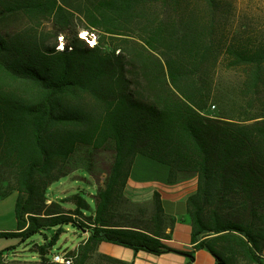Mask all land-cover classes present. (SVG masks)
<instances>
[{
	"label": "trees",
	"instance_id": "obj_1",
	"mask_svg": "<svg viewBox=\"0 0 264 264\" xmlns=\"http://www.w3.org/2000/svg\"><path fill=\"white\" fill-rule=\"evenodd\" d=\"M232 9L230 0H0V199L17 193V228L0 236L43 235L32 247L38 264L52 261L69 225L89 233L77 264L96 256L129 264L98 253L104 241L193 260L194 251L164 242L175 219L159 192L151 212L121 207L142 155L169 166L170 182L197 174L187 200L195 249L209 250L218 264H264V103H211L220 62L242 70L243 97L259 100L264 89V38L233 30ZM14 13L52 21L50 36L6 30ZM80 147L112 157L103 184L95 178L94 209L80 193L74 208L49 202V187L75 170ZM88 172L95 174L92 165Z\"/></svg>",
	"mask_w": 264,
	"mask_h": 264
},
{
	"label": "rangeland",
	"instance_id": "obj_2",
	"mask_svg": "<svg viewBox=\"0 0 264 264\" xmlns=\"http://www.w3.org/2000/svg\"><path fill=\"white\" fill-rule=\"evenodd\" d=\"M80 1V0H79ZM233 3V9L229 12L228 24L233 30L242 33L243 30L251 34L250 38L253 42L256 39L264 38V0H230ZM77 3V2H74ZM67 8L70 11L76 12L73 4H68ZM78 13V12H77ZM75 22L80 29V36H88V30L85 29V21L83 19H75ZM5 29L15 31L19 29H36L38 33L43 30L46 35L52 29V21L43 20L40 24L32 22L27 16L22 13L10 14L5 20ZM39 25V26H38ZM93 35V34H90ZM96 36H92V41ZM243 72L240 68H228L227 62H220L215 68L212 77V87L214 89V98L211 103H264V89L259 100H251L243 97L241 87L243 86ZM217 109L215 105H211L210 111ZM70 167L75 169L69 175L62 177L54 182L48 191V197L52 201L68 200V206L74 208L72 202L75 201V194L80 193L85 200L90 204L91 208L95 207L94 195L97 193V181L100 185L108 175L109 164L112 159L108 151H92L90 148L80 147L72 157ZM142 161V160H140ZM93 166L94 175L88 172V167ZM96 178V179H95ZM51 202V200H49ZM17 203V193L7 195L0 199V232H10L17 228V218L15 213ZM122 205V202H121ZM129 212L138 213L141 208H147L150 212L153 207L121 206ZM87 213H91V210ZM55 229H49L48 235H53ZM85 233L73 225L65 226L64 232L60 235L57 244L50 252L52 257L54 252L58 251H77L78 245L84 239ZM45 237L41 234L34 235L31 239L23 241L21 237L15 235L0 236V253H3L4 258L0 264H38L40 257L32 251L35 243L41 244ZM49 264H56L49 262ZM74 264H77L76 261ZM88 264H105L99 257H94Z\"/></svg>",
	"mask_w": 264,
	"mask_h": 264
},
{
	"label": "crops",
	"instance_id": "obj_3",
	"mask_svg": "<svg viewBox=\"0 0 264 264\" xmlns=\"http://www.w3.org/2000/svg\"><path fill=\"white\" fill-rule=\"evenodd\" d=\"M169 172V166L138 155L124 191L122 205L126 207L141 205L151 208L154 194L159 192L165 212L175 219L173 226L168 229L169 238L164 242L178 251H194V259L191 260L188 255L177 252L153 254L144 250L135 251L106 241L100 243L98 253L129 264H218L209 250L195 249L192 241V220L188 212L187 200L197 191V174L180 172L177 180L170 182ZM84 233L82 241L89 236L88 232ZM262 257L264 261V248Z\"/></svg>",
	"mask_w": 264,
	"mask_h": 264
},
{
	"label": "built area",
	"instance_id": "obj_4",
	"mask_svg": "<svg viewBox=\"0 0 264 264\" xmlns=\"http://www.w3.org/2000/svg\"><path fill=\"white\" fill-rule=\"evenodd\" d=\"M84 37H87V40L91 45L95 44L96 39L92 41V39L88 38V36H84ZM59 40L60 42H59L58 48L64 49V37L63 36L59 37ZM77 257H78L77 251H75L74 253H70V251H67V250L58 251L53 254L52 262L56 264H74Z\"/></svg>",
	"mask_w": 264,
	"mask_h": 264
},
{
	"label": "clouds",
	"instance_id": "obj_5",
	"mask_svg": "<svg viewBox=\"0 0 264 264\" xmlns=\"http://www.w3.org/2000/svg\"><path fill=\"white\" fill-rule=\"evenodd\" d=\"M62 47V46H61Z\"/></svg>",
	"mask_w": 264,
	"mask_h": 264
}]
</instances>
